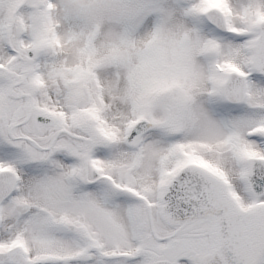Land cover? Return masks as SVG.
I'll return each mask as SVG.
<instances>
[{
  "label": "snow or ice",
  "instance_id": "obj_1",
  "mask_svg": "<svg viewBox=\"0 0 264 264\" xmlns=\"http://www.w3.org/2000/svg\"><path fill=\"white\" fill-rule=\"evenodd\" d=\"M0 264H264V0H0Z\"/></svg>",
  "mask_w": 264,
  "mask_h": 264
}]
</instances>
